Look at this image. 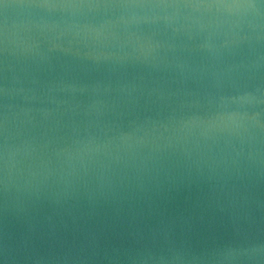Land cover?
Returning a JSON list of instances; mask_svg holds the SVG:
<instances>
[{
	"label": "water",
	"instance_id": "obj_1",
	"mask_svg": "<svg viewBox=\"0 0 264 264\" xmlns=\"http://www.w3.org/2000/svg\"><path fill=\"white\" fill-rule=\"evenodd\" d=\"M0 264H264V0H5Z\"/></svg>",
	"mask_w": 264,
	"mask_h": 264
},
{
	"label": "snow or ice",
	"instance_id": "obj_2",
	"mask_svg": "<svg viewBox=\"0 0 264 264\" xmlns=\"http://www.w3.org/2000/svg\"><path fill=\"white\" fill-rule=\"evenodd\" d=\"M5 4V0H0V5Z\"/></svg>",
	"mask_w": 264,
	"mask_h": 264
}]
</instances>
